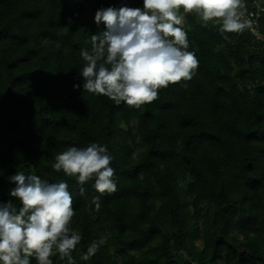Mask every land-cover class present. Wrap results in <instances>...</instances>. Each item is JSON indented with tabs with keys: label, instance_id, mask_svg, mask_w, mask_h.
<instances>
[{
	"label": "trees",
	"instance_id": "16d2710c",
	"mask_svg": "<svg viewBox=\"0 0 264 264\" xmlns=\"http://www.w3.org/2000/svg\"><path fill=\"white\" fill-rule=\"evenodd\" d=\"M75 1L0 0V203H19L9 193L20 172L66 182L83 237L76 264H264L262 42L187 14L197 74L141 109L117 106L84 91L80 52L106 31L98 10L143 0ZM93 142L113 156L117 184L99 210L94 181L81 196L75 177L52 167L68 147Z\"/></svg>",
	"mask_w": 264,
	"mask_h": 264
},
{
	"label": "clouds",
	"instance_id": "9594fccd",
	"mask_svg": "<svg viewBox=\"0 0 264 264\" xmlns=\"http://www.w3.org/2000/svg\"><path fill=\"white\" fill-rule=\"evenodd\" d=\"M187 14H195L202 26L211 22L222 33H256L253 14L245 0H143L142 8L109 7L95 14L97 25L106 31L91 37V50H81L84 91L106 96L117 106L141 109L159 99V91L190 81L197 74L199 60L189 51L190 42L182 25ZM187 87V84H184ZM113 156L106 145L90 143L71 146L55 156L56 172L75 177L81 196L84 185L94 181L100 198L117 191ZM15 187L11 200L0 203V264H76L73 253L83 239L72 227L76 212L66 182L49 183L23 172L10 177ZM104 241H92L80 259L94 257Z\"/></svg>",
	"mask_w": 264,
	"mask_h": 264
},
{
	"label": "built area",
	"instance_id": "2783aa9c",
	"mask_svg": "<svg viewBox=\"0 0 264 264\" xmlns=\"http://www.w3.org/2000/svg\"><path fill=\"white\" fill-rule=\"evenodd\" d=\"M256 1H252V3H247V1H245L246 5H247V12L252 15V18L255 20V28H256V33L254 34L255 38L259 41L262 42V44L264 45V31L260 28V18L262 15V11L264 10V5L258 4L257 5V9H254L250 6V4H254Z\"/></svg>",
	"mask_w": 264,
	"mask_h": 264
},
{
	"label": "rangeland",
	"instance_id": "374dc122",
	"mask_svg": "<svg viewBox=\"0 0 264 264\" xmlns=\"http://www.w3.org/2000/svg\"><path fill=\"white\" fill-rule=\"evenodd\" d=\"M87 0H76L75 2L77 3V5L81 4L82 2H86ZM128 2H132V0H128Z\"/></svg>",
	"mask_w": 264,
	"mask_h": 264
}]
</instances>
